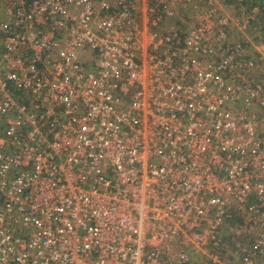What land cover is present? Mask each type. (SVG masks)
Masks as SVG:
<instances>
[{"label":"built area","instance_id":"obj_1","mask_svg":"<svg viewBox=\"0 0 264 264\" xmlns=\"http://www.w3.org/2000/svg\"><path fill=\"white\" fill-rule=\"evenodd\" d=\"M221 2L0 0V264H264V51Z\"/></svg>","mask_w":264,"mask_h":264},{"label":"trees","instance_id":"obj_2","mask_svg":"<svg viewBox=\"0 0 264 264\" xmlns=\"http://www.w3.org/2000/svg\"><path fill=\"white\" fill-rule=\"evenodd\" d=\"M231 1V2H229ZM238 0H228V3L233 6V2ZM242 5L247 4L243 11L248 15V22L250 26H255V34H250L249 36L253 39V44L258 45V48L264 51V0H240ZM236 7V6H235ZM254 10V11H253ZM167 20V19H166ZM166 22V21H165ZM254 46L248 45V53L250 57H255L259 64H264V52L254 51Z\"/></svg>","mask_w":264,"mask_h":264},{"label":"rangeland","instance_id":"obj_3","mask_svg":"<svg viewBox=\"0 0 264 264\" xmlns=\"http://www.w3.org/2000/svg\"><path fill=\"white\" fill-rule=\"evenodd\" d=\"M147 4H149L148 2H147ZM240 5H242V3H234L233 4V6H231V8L230 9H234V12L236 11L235 10V6L237 7H243V6H246L247 4H243L242 6H240ZM143 8H144V11H145V8H146V6H145V4H144V6L143 5H140V10H143ZM145 21H143V20H141V22H140V26H141V28H143L144 27V23ZM165 22H164V26H165ZM181 24V23H180ZM255 27V26H254ZM253 26H250L249 27V29L248 30H246L243 34H238V37L239 38H242V39H249V40H251V41H253V39L249 36L250 34H255V28H254ZM246 32H247V34H248V36L246 35ZM79 56H80V58H81V60H84V59H86V58H88V52H81L80 54H79Z\"/></svg>","mask_w":264,"mask_h":264},{"label":"crops","instance_id":"obj_4","mask_svg":"<svg viewBox=\"0 0 264 264\" xmlns=\"http://www.w3.org/2000/svg\"><path fill=\"white\" fill-rule=\"evenodd\" d=\"M108 2H110V3H115L116 2V0H107ZM221 1H223V2H221L222 4H223V6L225 7L226 5H229V3H228V0H221ZM229 2H231V1H229ZM233 3H236L235 1L233 2ZM230 6V5H229ZM230 8L231 7H229L228 8V10H230ZM145 19H146V17L145 16H143V21H145ZM166 24V27H168L171 23H173V22H170V20H166V22H165ZM145 27V26H144ZM154 30H151V33L153 32Z\"/></svg>","mask_w":264,"mask_h":264},{"label":"clouds","instance_id":"obj_5","mask_svg":"<svg viewBox=\"0 0 264 264\" xmlns=\"http://www.w3.org/2000/svg\"><path fill=\"white\" fill-rule=\"evenodd\" d=\"M180 23H178L177 25H179ZM181 25V24H180Z\"/></svg>","mask_w":264,"mask_h":264}]
</instances>
